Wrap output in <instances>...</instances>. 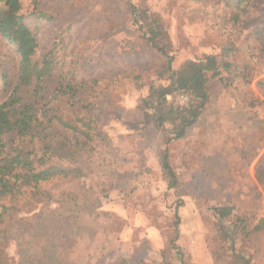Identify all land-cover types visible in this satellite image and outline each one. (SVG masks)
Wrapping results in <instances>:
<instances>
[{"label":"rangeland","instance_id":"obj_1","mask_svg":"<svg viewBox=\"0 0 264 264\" xmlns=\"http://www.w3.org/2000/svg\"><path fill=\"white\" fill-rule=\"evenodd\" d=\"M127 2L162 25L173 69L208 53L229 63L209 78L198 121L169 143L173 188L158 165L171 126L139 108L167 83V59ZM19 13L37 42L30 71L49 67L37 86L21 83L0 36V104L17 90L89 136L75 176L0 199V264H264V0H20ZM180 95L168 100L183 105Z\"/></svg>","mask_w":264,"mask_h":264},{"label":"trees","instance_id":"obj_2","mask_svg":"<svg viewBox=\"0 0 264 264\" xmlns=\"http://www.w3.org/2000/svg\"><path fill=\"white\" fill-rule=\"evenodd\" d=\"M0 1L4 6L0 10V36L14 45L20 57V82L37 86L49 62L44 61L43 67L30 71L37 42L19 13L20 0ZM246 4L247 1L237 7L245 9ZM127 7L132 25L152 48L167 59L163 73L158 74L159 77L167 75V83L150 86L139 108L144 120L151 122L156 129H163L167 124L171 126L165 147L159 154L158 165L168 188H173L177 177L169 161V143L183 137L187 129L198 121L209 101V78L217 76L219 67L229 63L219 60L215 53H208L199 59L186 60L180 69H173L170 44L162 25L151 18L146 8L131 2H127ZM238 14V10L232 12L231 18L237 19ZM180 94L188 96L183 105H174L168 100V97L174 99ZM71 96H75V91ZM83 115L86 116V113ZM82 130L75 122L73 124L52 111H39L34 105L21 102L18 91H12L0 104V199L11 200L24 190L36 188L59 175L75 176L79 170L72 167L73 154L87 145L86 138L89 136ZM6 134L15 135L14 141L8 145L4 141ZM229 210L225 207L218 209V215L225 217Z\"/></svg>","mask_w":264,"mask_h":264},{"label":"built area","instance_id":"obj_3","mask_svg":"<svg viewBox=\"0 0 264 264\" xmlns=\"http://www.w3.org/2000/svg\"><path fill=\"white\" fill-rule=\"evenodd\" d=\"M179 98H180L181 100H187V96H186L185 94H181V95L179 96Z\"/></svg>","mask_w":264,"mask_h":264}]
</instances>
